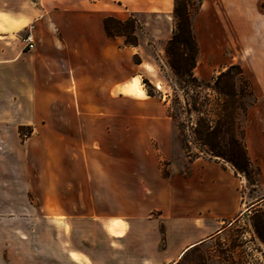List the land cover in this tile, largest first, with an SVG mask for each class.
Masks as SVG:
<instances>
[{"label": "rangeland", "instance_id": "rangeland-1", "mask_svg": "<svg viewBox=\"0 0 264 264\" xmlns=\"http://www.w3.org/2000/svg\"><path fill=\"white\" fill-rule=\"evenodd\" d=\"M25 1L11 0L12 116L5 132L0 131V136L9 144L7 149L0 147V264H144L141 238L146 236L149 241L160 237L161 246L152 254V261L165 264L161 253L166 243L164 222L183 218L184 210L180 217L179 204L184 209L186 198L179 195V188L186 185L179 176L190 174L191 162L197 158L207 171L201 178L202 191L217 187L226 200L223 210H240L236 217L240 221L224 233L225 240L215 242L220 263L206 257L211 246L208 244L189 251L176 264H264V129H250L246 141L251 159L260 166V175L251 167L235 172L227 155L233 154L232 159L246 168L237 148H223L224 158L197 144L194 128L201 117L212 126L217 125L218 113H221L219 103L224 96L208 85H213L214 77L228 65H220L215 72L207 61L196 65L194 74L201 81V87L175 76L166 54L167 42L175 29L174 10L170 18L164 14L130 13L136 20L134 34L139 44L151 45L143 52L145 58H156V71L150 76L144 75L141 81L145 90L148 87L145 79L155 87L156 101L146 104L143 96L132 92L134 96L123 98L121 117L84 121L107 125L108 130L62 133L70 140L68 148L62 150L66 154L70 152L69 157H64L68 161L64 167L68 164L71 170L61 173L64 180L60 183L64 185L59 189V197L51 194L52 151L57 149L44 147L35 139V57L34 50L29 51L25 46L24 38L30 31L35 34L38 21L16 18L25 15L19 11L20 3ZM199 1L192 0V14ZM262 18L259 13L252 14L250 19L235 13V43L226 51L234 55L235 61L248 59L250 48L244 39L255 33L259 35L258 23ZM115 38L126 45V37ZM140 62L141 56L133 55L132 63ZM235 73L236 70L227 79V85L240 92L245 84L235 78ZM19 76L27 93L20 108L15 101L20 91ZM151 80L160 82L161 88ZM246 100L249 102L251 97ZM159 106L164 110V117L169 118V131L156 129L154 124L160 125V119L143 115L145 107L152 110ZM239 119L246 129V118ZM19 122L23 125L18 126ZM68 122L83 123L77 116L73 119L69 116ZM88 164L92 170L106 173L98 190L102 195L94 194L95 189H91V195L86 194L90 190L82 177ZM208 176L213 178V183L207 180ZM169 177H173V182H169ZM8 179L9 189L6 184L3 188V181ZM170 189L174 190L173 195L169 194ZM133 220L137 222L132 226ZM114 221L119 224L117 228L110 227ZM114 233H122L127 239L125 236L112 238ZM240 235L243 244L238 247ZM76 250L87 251L91 257L75 262L71 252Z\"/></svg>", "mask_w": 264, "mask_h": 264}, {"label": "crops", "instance_id": "crops-1", "mask_svg": "<svg viewBox=\"0 0 264 264\" xmlns=\"http://www.w3.org/2000/svg\"><path fill=\"white\" fill-rule=\"evenodd\" d=\"M174 4L175 0H26L20 3L19 11L25 15H17L16 18L38 21L35 30L38 43L36 48L32 49L36 69L33 90L37 117L35 139L40 140L44 147L57 149L56 152L52 151V195L59 197V189L64 185L63 182L60 183L64 180L61 173L71 170L68 164L64 167L68 162L64 157H69L70 152L66 154L62 150L64 147L68 148L70 140L62 133L108 130L107 125H92L84 121L95 117H109L115 120L121 117L123 98L134 96V85L138 83L143 87L142 77L150 76L152 71H156V58L151 56L152 58L146 59L143 53L145 48L151 45L140 43L137 46H124L120 38H110L104 28V17L114 15L125 19L130 13L144 12L164 14L170 18ZM11 11V0H0V131L3 132L9 127L12 116ZM235 13L244 19H250L255 13L264 18L262 0L202 1L194 19V32L199 45L197 67L205 61L214 72L220 65L242 66L256 96V103L249 108L246 116L247 141L250 129H264V19H260L258 23L259 35L255 33L253 37L248 35L244 39L250 48L248 59L239 58L235 61L233 53V56L226 53L235 43ZM135 54L141 56L142 62L132 63ZM17 80L20 91L15 101L16 106L20 108L21 100L27 99V93L22 77L19 76ZM151 81L161 88L160 82ZM138 95L145 98L146 104L157 99L148 95L144 87L143 93ZM117 104L120 105L118 109ZM143 115L161 120L160 125L154 124L157 130H170L169 118L164 117L161 106L152 110L145 107ZM69 116L72 119L75 116L80 117L83 123L68 122ZM20 125L23 123L19 122L18 126ZM0 147H9L8 142L1 136ZM199 160L200 158H197L191 162L190 174L179 176V180L184 181L186 185L185 188H179V195L186 198L184 209L179 204L180 217L183 210L184 214L183 218L164 222L166 243L161 253L165 264H176L193 248L208 244L211 245L207 250L209 261L220 263L218 245L215 242L222 238L225 240L224 233L240 221V217L236 218L240 210H223L222 204L226 200L220 195L217 187L202 191L201 178L203 174L207 175V171L206 166L200 164ZM82 178L83 184L90 190L86 192L88 196L92 194L91 189L96 190L94 194L102 195L98 190L106 178L104 171L92 170L88 164L86 175ZM168 180L171 183L174 179L169 177ZM207 180L213 183L211 176H208ZM5 184L9 189L10 179L3 181V188ZM173 191L170 189L169 194L173 195ZM135 222L137 221H132V226ZM112 226L117 228L119 224L114 221L110 227ZM124 236L127 239L122 233H114L112 238ZM242 237L239 236L238 247L243 244ZM141 239L144 254L141 259L144 264H154L152 254L161 246L160 237L156 236L153 241H149L147 236ZM223 245L226 246L225 243ZM74 252L78 255L75 258L71 254L75 262H84L85 257H91L87 251Z\"/></svg>", "mask_w": 264, "mask_h": 264}, {"label": "trees", "instance_id": "trees-1", "mask_svg": "<svg viewBox=\"0 0 264 264\" xmlns=\"http://www.w3.org/2000/svg\"><path fill=\"white\" fill-rule=\"evenodd\" d=\"M202 1H199L195 14H192V0H184L183 2L176 0L174 8L175 29L166 45L168 64L175 76L183 82L192 83L199 87L202 86L201 81L194 74L199 51L198 41L194 32V19L201 8ZM262 7L264 8V1L262 2ZM103 23L105 31L110 38L124 36L126 37V45L137 46L139 44L138 38L134 34L137 25L133 14L125 20L114 16H106ZM235 70V74H237L235 78L245 84V88H241L240 92H236L234 88L232 89V87L227 85V79L232 78ZM144 82L148 86L146 88L148 95L155 96V87L146 79ZM208 86L224 96L222 102L219 103L221 113H218L216 126L209 124L206 118L201 117L198 120V125L194 128L197 144L207 147L209 151L220 157L225 156L224 149L232 150V148H237L241 157H243L246 168L240 167L239 163L232 159L233 154L227 155L229 157H226V159L234 165L235 172L240 170V168L247 171V168L251 167L255 168L257 174L260 175V166L253 162L248 153L246 129L245 126L240 124L239 119L241 116L246 118L249 108L256 103L252 83L246 76L244 69L240 64L228 65L226 70H222L214 77V84ZM227 88H230L231 91H227ZM249 97H251V100L248 102L246 99ZM195 109L201 111L197 107ZM208 150L204 149L203 151L209 153ZM197 250L198 247L192 249V251ZM206 257H208L207 253Z\"/></svg>", "mask_w": 264, "mask_h": 264}, {"label": "built area", "instance_id": "built-area-1", "mask_svg": "<svg viewBox=\"0 0 264 264\" xmlns=\"http://www.w3.org/2000/svg\"><path fill=\"white\" fill-rule=\"evenodd\" d=\"M24 42H25V46L30 50H32L36 48L38 40L35 34L32 31H30L24 38Z\"/></svg>", "mask_w": 264, "mask_h": 264}, {"label": "bare ground", "instance_id": "bare-ground-1", "mask_svg": "<svg viewBox=\"0 0 264 264\" xmlns=\"http://www.w3.org/2000/svg\"><path fill=\"white\" fill-rule=\"evenodd\" d=\"M135 91H136V93H138V94H142V93H143V87H142L141 85H139L138 83H136ZM71 254H72L73 257H75V258L78 257V255H77L74 251H72Z\"/></svg>", "mask_w": 264, "mask_h": 264}]
</instances>
